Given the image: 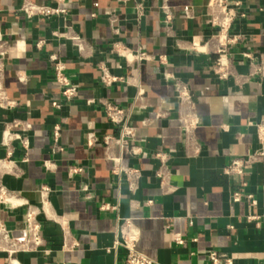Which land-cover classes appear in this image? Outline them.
<instances>
[{"label":"crops","instance_id":"obj_1","mask_svg":"<svg viewBox=\"0 0 264 264\" xmlns=\"http://www.w3.org/2000/svg\"><path fill=\"white\" fill-rule=\"evenodd\" d=\"M62 4L68 8L61 17H28L21 10L22 0H0V22L10 42L5 64L4 85L10 97L18 101L11 111H0L5 120L19 118L31 122L30 140L25 150L16 144L14 159L20 174H6L4 183L33 204H39V186L52 187L48 212L58 220L41 215L49 252L21 251L22 264H125V250L111 251L123 218L135 225L137 246L158 264H214L210 250L227 253L231 264H264V160L247 165L242 174L226 175L224 168L234 157L247 156L258 148L254 122L264 116V76L250 74L249 62L239 55L248 49L264 52V0H240L246 17L235 21L232 31L246 39L233 48L234 68L239 76L219 78L213 71L216 54L179 48L163 28L162 0H33ZM144 4L138 18L136 5ZM174 13V32L184 46L205 40L210 33L206 24L208 0H169ZM191 15H187V13ZM116 14L123 40L142 46L153 54H165L166 64L151 60L144 64L127 63L108 51L113 38L109 20ZM95 45V51L80 57L69 40L55 38L54 30L64 32L66 25ZM40 47L36 43L41 39ZM56 52L65 61V72L79 86V96L66 101L54 81L50 54ZM104 63L113 74L129 78L112 86L100 79L98 65ZM171 71L189 85L200 123L194 129L200 144L198 153L187 154L172 80L163 76ZM20 76L24 79H20ZM140 86L144 93L135 101ZM89 98H107L122 107L132 108L131 121L136 128L142 152L123 158L124 165L141 169L137 188L131 191L124 178L112 172L104 144L85 145V133L93 128L98 134H116L99 103ZM59 101L61 107H56ZM61 124L60 142L64 150L51 149V128ZM0 126V139L2 136ZM172 154L169 159L170 185L167 191L156 174L153 151ZM114 153L119 148L114 146ZM6 150L0 145V158ZM51 159L55 167L46 170L43 162ZM81 172L70 174L71 166ZM86 180L89 195L79 191ZM253 194L255 203L244 198L233 201L231 191ZM151 200L147 203L146 201ZM116 209H103V204ZM24 208L0 205V218L21 235ZM259 216L256 221L249 214ZM66 221L69 241L78 246L62 248ZM184 243L176 241L177 236ZM0 264H7L0 252ZM224 264V263H221Z\"/></svg>","mask_w":264,"mask_h":264},{"label":"built area","instance_id":"obj_2","mask_svg":"<svg viewBox=\"0 0 264 264\" xmlns=\"http://www.w3.org/2000/svg\"><path fill=\"white\" fill-rule=\"evenodd\" d=\"M20 10L28 17L40 15L43 17H61L65 19L68 14V8L62 4L38 3L33 0H22ZM160 10L163 15V28L167 36L173 37L176 40L179 48H186L194 52L213 51L216 57L213 62V71L221 79H226L230 76H239L234 68L235 53L233 48L240 42H243L246 37L243 34H236L232 31L236 20L246 17L247 10L243 7L240 0H208L206 8V24L210 28L209 36L197 43H190L189 46H184L180 38L174 32V13L169 0H162ZM138 18H141L144 13V4L139 2L136 5ZM189 14V12L187 13ZM109 20L113 32V38L108 43V51L111 54L123 58L127 63L144 64L151 60H159L166 64L167 56L165 54H153L142 46H131L122 38V29L118 25V17L116 14H110ZM55 38H65L70 41L72 46L78 51L80 57L84 58L91 55L95 51V45L77 32L71 24H67L64 32L54 30L52 32ZM44 39L41 38L36 46L40 47ZM10 51V42L4 32L0 22V111H11L18 107V101L10 97L4 85L5 81V64ZM242 58L246 59L250 64V74H259L264 76V52L258 54L242 49L239 52ZM54 81L59 86L61 95L66 101H74L79 96V86L73 83L66 74L65 61L53 52L50 54ZM100 70L99 79L106 86H112L118 81L129 82V78H124L121 75L113 74L108 66L104 63L98 65ZM163 76L167 80H172L175 96L177 98L178 109L183 120L182 134L184 137V148L187 154L198 153L200 144L195 139L193 134L194 129L200 123L199 115L193 100L191 89L187 82L177 77L171 71L165 70ZM20 79H24L20 76ZM144 90L138 86V92L135 97L137 101ZM99 103L108 117L109 121L116 127V134L100 135L93 128H89L85 133V145L92 147L98 142H102L105 147L106 156L112 162V172L119 178H124L128 183L131 191L137 188L138 181L142 175L141 169L132 166L124 165L122 160L125 157H135L141 152V146L137 142L136 128L131 121L132 108L122 107L115 104L107 98H89L87 103ZM56 107H61L59 101H54ZM256 130V138L258 148L247 156L234 157L229 164L224 168V173L229 176L242 174L247 165L264 160V116L257 121H250ZM0 126H2V136L0 145L5 148L6 155L0 158V205L7 208H24L22 218L21 235H16L7 224L0 218V252L5 254L7 264H22L16 254L25 252H44L48 253V239L45 236L43 221L41 215L47 219L58 220L57 216L48 212L49 195L52 192V187L47 184L39 186L38 192L40 195L39 204H33L28 199L24 198L19 192L11 190L3 181L6 174H20V167L17 160L14 159L16 144L21 145V148L27 149L30 145V140L27 132L31 129L32 124L28 120L13 118L5 120L0 116ZM51 149L53 152L64 150V145L60 142L61 124L56 123L51 128ZM117 146L119 153H114L113 148ZM172 154L162 149L153 151V157L157 160L156 174L160 178L162 187L165 191L171 188L170 185V167L169 159ZM46 170H51L55 167V163L51 159H46L43 162ZM80 166H71L70 174L81 172ZM90 186L86 180L80 182L79 191L85 196L89 195ZM233 201H241L247 198L251 204L255 203L253 194L245 193L240 189L231 191ZM147 203L151 200L146 201ZM103 209H116L117 206L112 204H103ZM248 219L256 221L258 225L259 216L257 214H249ZM63 230L62 248L64 250H72L78 246L76 241L70 242L68 237V228L66 221L61 220ZM137 234L133 220L129 217L123 218L119 232L112 245L107 246L106 250L123 248L125 250V264H158V262L147 253L140 250L137 246ZM176 241L179 244L184 243L182 236H177ZM209 260L214 264H231L232 258L225 252L218 250H210L208 253ZM61 264H77L75 262L66 261Z\"/></svg>","mask_w":264,"mask_h":264}]
</instances>
